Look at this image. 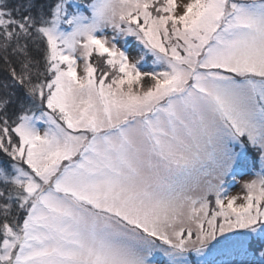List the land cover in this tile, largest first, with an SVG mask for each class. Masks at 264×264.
<instances>
[{"label":"snow or ice","instance_id":"snow-or-ice-1","mask_svg":"<svg viewBox=\"0 0 264 264\" xmlns=\"http://www.w3.org/2000/svg\"><path fill=\"white\" fill-rule=\"evenodd\" d=\"M0 264H264V0H0Z\"/></svg>","mask_w":264,"mask_h":264}]
</instances>
